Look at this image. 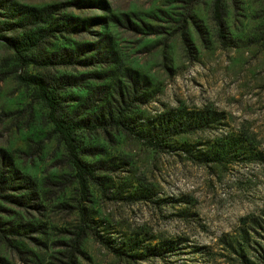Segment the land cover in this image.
<instances>
[{"label": "rangeland", "instance_id": "1", "mask_svg": "<svg viewBox=\"0 0 264 264\" xmlns=\"http://www.w3.org/2000/svg\"><path fill=\"white\" fill-rule=\"evenodd\" d=\"M212 1L0 0V22L55 6L49 48L98 53L47 73L79 82L60 101L82 193L0 39V264H264V0H221L223 41Z\"/></svg>", "mask_w": 264, "mask_h": 264}, {"label": "trees", "instance_id": "2", "mask_svg": "<svg viewBox=\"0 0 264 264\" xmlns=\"http://www.w3.org/2000/svg\"><path fill=\"white\" fill-rule=\"evenodd\" d=\"M221 0L212 1V19L217 27V36L223 41L224 23L222 19ZM0 5H3L0 3ZM55 6H44L39 11L20 17L18 14L12 17L6 16L0 22V39L4 41L6 48L12 51L13 60L18 68L31 67V73H16L15 79L31 90L33 100L40 102L48 109L49 121L52 130L63 142L69 161L74 171V179L82 193L87 190L88 184L93 180L96 171L92 163L83 161L77 154L74 144V131L79 126L80 121L70 117L64 112L60 93L75 85H79L77 79L72 76H48V71L55 67H68L72 65L89 66L97 62L95 55L87 56L82 59L79 57L80 49L70 50L62 47L61 49L49 48L50 39L55 38L66 29V26L57 25V21H49L51 14L55 13ZM94 77V75H91ZM143 80L142 78L140 81ZM138 79L128 77L127 91L125 96L121 91L117 92V104L114 105L113 113L106 111L108 119L113 117L118 121L119 117L126 112L127 106L125 99L131 100L134 97V89ZM131 105V102L128 106ZM100 111L95 114L94 121L102 117ZM155 147V144H148ZM90 228H77L75 245L87 233H91Z\"/></svg>", "mask_w": 264, "mask_h": 264}]
</instances>
